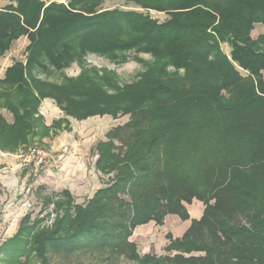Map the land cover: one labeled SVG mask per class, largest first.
<instances>
[{"label": "trees", "instance_id": "obj_1", "mask_svg": "<svg viewBox=\"0 0 264 264\" xmlns=\"http://www.w3.org/2000/svg\"><path fill=\"white\" fill-rule=\"evenodd\" d=\"M100 1L7 0L0 8V55L17 37L29 38L25 60L0 79V107L12 114L11 122L0 114L2 148L26 147L42 135L38 103L46 96L76 119L130 114L95 145V169L112 174L107 183L84 203L63 190L53 202L52 228L37 233L45 216L26 214L3 248L32 246L36 264L73 257L72 264H84L82 257L94 264L121 257L138 264H264V33L251 35L264 23V0H126L163 11V21L134 8H99ZM130 51L149 54L151 67L113 94L98 83L91 94L93 85L80 75L55 86L33 73L82 64L87 54L120 62ZM167 66L182 69V77L171 78ZM120 131L126 138L118 139ZM194 199L204 206L200 218L180 237L166 235L164 250L174 253L139 255L129 240L133 228L161 224L168 214L188 219L185 204Z\"/></svg>", "mask_w": 264, "mask_h": 264}, {"label": "rangeland", "instance_id": "obj_2", "mask_svg": "<svg viewBox=\"0 0 264 264\" xmlns=\"http://www.w3.org/2000/svg\"><path fill=\"white\" fill-rule=\"evenodd\" d=\"M62 1L67 2V0ZM97 7L105 9L115 7L123 9L134 8L140 11L148 12L153 19H157L158 21H163L166 18V14L163 11L138 8L126 0H101ZM259 24L264 23H256L254 27L258 26ZM252 31L253 29L251 32ZM28 44V36L21 35L14 39L11 42L9 49L0 55V79H2L4 71L7 67L11 66L15 61L25 60ZM223 49L228 53L229 48L226 44L223 45ZM126 56L127 58L124 61L119 62L117 60H110L96 54H87L84 57L82 64L73 62L62 71L49 70L43 72L37 69L33 71V73L35 78L39 81L50 83L55 86H61V84H64L63 82H65L66 77L70 78L80 75L86 81L88 86L93 85V87L90 86V88H87L91 94H93V90L95 89V85H97V83L101 84L103 89H105L109 94H113L115 93L116 87H120L138 80L141 74L148 68V66L151 67L150 65L153 61V58L149 54L142 52L130 51L126 53ZM89 68H94L98 71L97 77L93 74L92 69ZM166 72L172 76L171 78H179L183 75L182 69L177 70L169 66L166 67ZM99 79L103 80V82ZM3 88L8 90L10 87L3 86ZM41 89L48 91L51 89V86L47 88V86L43 87L42 85ZM38 113L41 115V117H44V121H52V119H54L52 123L56 120H60V123L57 122L54 125L51 123L49 126L44 124L46 129L42 130V135L44 136L45 140L42 141L41 138L31 139L30 143L27 144L26 147L22 146L20 151L12 156L10 160L12 164L6 165V168L10 167L9 169L11 170L7 173V182L15 179L13 175L18 178L19 174L21 177L18 179V184L21 189L23 188V190H20V192L22 191L21 193H13L10 195L8 192L9 186L6 187L2 184V182H0V216L2 215L1 218L4 219L3 221L0 220V264H36V260L34 259L35 250L32 248V246H29V248L25 250L22 248L23 243L14 242L11 245H7L8 247L14 248H7L6 250L3 248V246L6 245V242L4 241H6L16 231H14L13 225L11 224L13 219L25 212V209L22 208L24 204V202L22 204L23 192L28 194V198L31 199L30 201L33 205V216L31 219H34L35 216L39 215L40 213V215L45 216V220L40 223L39 227L36 228L35 231L38 233L44 229L49 230L52 228L56 211L52 204L47 202L45 203L44 197L46 195H54L60 190L62 184H60L59 181L62 179L61 175L63 173L62 171L64 169V165L68 161H72L71 158H74L70 151H68L70 149L69 147H75L74 144L78 143V146H76L80 148L79 150H81L82 146L80 145L83 141L91 143V145L94 147L98 140H107V135L110 137V135L115 132V128L124 127L130 118V114L127 113L117 114V117H113L110 114L93 115L89 116V118L87 117V119H76L74 117L64 116L62 110L57 106L54 98L49 96L39 100ZM0 114L6 120H12L11 112L4 105L0 107ZM70 124L74 125V131ZM62 127L68 129H61L60 132L63 133L62 136H57V129ZM117 133L118 139L121 140L126 138L125 131H120ZM116 145H119V142L116 141ZM33 146L44 148L54 155H57L61 160V170H52L47 167L36 169L31 162L27 163L24 157L27 154L28 148ZM65 147L67 148L65 149ZM96 157L97 154L95 151L91 150L88 154V160L86 164L87 169L90 172L87 176L88 179L86 178L85 182L88 180L87 185L90 193H92L97 186L107 183L110 175L112 177V174H102L95 169L94 161ZM23 178H26L25 183H23ZM23 184L26 185L23 186ZM39 185H42L43 188H41V191L38 189L36 191V188H38ZM87 195L88 193L82 195H78L76 193L74 194V199L78 203H84L87 200ZM194 200H192V202ZM189 204H185L187 211ZM190 209L192 208L190 207ZM187 221L189 222V218L181 219L175 214H168L165 216L161 224L155 223L156 225L160 226V233L156 234V238H154V240H151L150 238L149 241H153L154 248H150L149 252L147 253H154L157 256L173 254L174 252L166 253L164 250V247L169 243L166 235L167 233H170L173 238H176L175 235L183 231V229L186 227V224L188 223ZM138 225H136L133 230H135ZM129 240L131 241V235L129 236ZM131 242L136 245L139 255H143L145 254L144 251H148L144 244L134 241ZM81 259L84 264H94L95 262L91 261V259L88 257H82ZM71 260L72 261L68 264L75 262H73V260H75L74 257ZM116 264L138 263L121 257Z\"/></svg>", "mask_w": 264, "mask_h": 264}, {"label": "crops", "instance_id": "obj_3", "mask_svg": "<svg viewBox=\"0 0 264 264\" xmlns=\"http://www.w3.org/2000/svg\"><path fill=\"white\" fill-rule=\"evenodd\" d=\"M44 1L46 3H49V2H52V1L64 2L62 0H44ZM6 3H7V0H0V8L3 5H5ZM262 33H264V24H259L258 26H255L253 28V31L251 32V35L253 36V38H256L257 36H259ZM262 78H263V81H264V70H262ZM42 118H43V123L46 124L47 126H49L52 123V121L54 120V119H52V121H44V117H42ZM85 119H87V118H85ZM7 121L8 122H11L12 120L11 121L7 120ZM70 126H71V128H73V131H74V129H75L74 128V125L73 124L72 125L70 124ZM61 129L63 130V129H68V128L62 127L60 129H57V132H58L57 133L58 134L57 136H62L63 133L60 132ZM35 138H41L42 141L45 140L44 139V136L41 135V134H37L32 139H35ZM47 138H48V136H47ZM98 141H100V140H98ZM77 144L78 143H75L74 144L75 147H69L70 149L68 151H70V153L74 156V158H71L72 161H70V162L68 161L64 165V169L62 171L63 173L61 175V178L62 179L60 181L58 180L59 183L62 184L60 190L57 193H55L54 195H50V196L46 195L44 197L45 203L47 202L49 204H52L53 207H54L53 202L56 201V200H58L59 198H62V196H59V194L63 190L68 191L70 193V195L72 196L74 202L75 203H78L74 199V194L77 193L78 195H82V194L88 193L87 199H89L93 195V193L98 188H100L102 186V185L101 186L100 185L97 186L94 189V191L92 193H90V190H89L88 185H87L88 180H87V182H85L86 181V178H87V176L89 175V172H90L87 169V165H86L87 164V160H88V154L90 153L91 150L95 151L94 149H95L96 143H95V145L93 147V145H91V143L86 142V141H83L82 144L80 145V146H82L81 147L82 148L81 150H79L80 148L77 147L78 146ZM22 146L23 145H19L14 150H11V149H8V148H2L0 146V172H1L0 173V182H2V184L4 186H6V187L9 186L8 192H9L10 195H12L13 193L14 194L15 193L17 194V193L20 192V190H23V188L21 189V187L18 184L19 183V180L18 179H19V177H21L19 174H18V178L15 175H13V177L15 179L14 180H10V181L7 182V173L9 171H11V170L9 169L10 167H7L6 168V165L12 164L10 162L12 156H14L15 154H17L18 151H20V149L22 148ZM66 148L67 147H65V149ZM95 153H96V151H95ZM94 163H95V161H94ZM16 172H17V170H16ZM23 179H24V182L23 183H25L26 182V178H23ZM5 184H8V185H5ZM24 185H26V184H23V186ZM41 188H43L42 185H39V187L36 188V191H37V189L39 191H41ZM22 196H23L22 204L24 202L22 208L25 209V212L22 213V214H20L19 216H17L16 218L13 219V221H12L11 224L13 225L14 231L18 229V227L20 225V221L23 218V216H25L26 214L31 215V218L33 216L32 215V208H33L32 206L33 205H32V202L30 201L31 199L28 198V194L27 193L25 194V192H23ZM190 207L192 209H190ZM203 208H204V206H203L202 202H200L198 200H194L193 202H191L189 204V206H188L189 222L187 221L188 223L186 224V227L183 229L182 232L177 233V235H175V237H180L184 233V231L190 225V221H191L190 219H198V218H200V216L203 213ZM40 214L39 215H36V216L42 217V215H40ZM1 217H2V215L0 216V220L3 221L4 219H2ZM159 228H160V226L159 225H156L154 221H149L147 223L140 224V225H138L135 228V230H133V232L131 234V241H134V242H137V243L140 242L141 244H144V246H146L145 248L148 250L146 252L144 251V253H147V252H149L150 248L151 249L154 248L153 241L151 242L149 240H150V238H151V240H154V238H156V234L160 233Z\"/></svg>", "mask_w": 264, "mask_h": 264}, {"label": "built area", "instance_id": "obj_4", "mask_svg": "<svg viewBox=\"0 0 264 264\" xmlns=\"http://www.w3.org/2000/svg\"><path fill=\"white\" fill-rule=\"evenodd\" d=\"M24 158L27 163L31 162L36 169L47 167L59 171L62 167L61 160L57 155L37 146L29 147Z\"/></svg>", "mask_w": 264, "mask_h": 264}]
</instances>
